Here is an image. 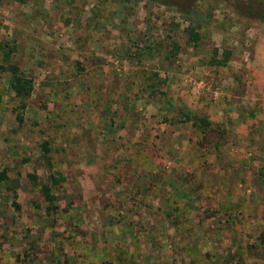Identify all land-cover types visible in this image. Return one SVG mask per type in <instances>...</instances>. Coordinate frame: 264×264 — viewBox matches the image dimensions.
Segmentation results:
<instances>
[{
	"label": "rangeland",
	"instance_id": "obj_1",
	"mask_svg": "<svg viewBox=\"0 0 264 264\" xmlns=\"http://www.w3.org/2000/svg\"><path fill=\"white\" fill-rule=\"evenodd\" d=\"M9 49L0 264H264V0H0Z\"/></svg>",
	"mask_w": 264,
	"mask_h": 264
},
{
	"label": "trees",
	"instance_id": "obj_2",
	"mask_svg": "<svg viewBox=\"0 0 264 264\" xmlns=\"http://www.w3.org/2000/svg\"><path fill=\"white\" fill-rule=\"evenodd\" d=\"M247 13V12H246ZM189 33V38L187 41H193L194 44L200 39L201 34L195 31L193 28H187ZM4 52L3 59L7 61V64L0 63V70L7 73V81L9 87L14 92L15 96L20 100V105L22 108L25 107L26 99L31 95L34 87L33 79L28 75L18 64L15 62L8 61L10 51ZM174 53V52H173ZM225 57L222 59L215 58L214 62L216 63H225L229 58V52L225 51ZM20 120L22 116L18 117ZM192 121V124L199 127L202 130H207L211 125V121L207 117H202L199 115H194L193 117H188ZM42 149L48 151L47 142H43ZM28 176L38 185V188L41 194L44 197V200L47 202V210H56L58 204H56V195L53 193V185H57L64 180V177L59 172H52L49 176V180H38L36 174H28ZM8 179L7 171L5 169L0 170V182L6 181ZM14 205L18 207V204L14 202Z\"/></svg>",
	"mask_w": 264,
	"mask_h": 264
},
{
	"label": "crops",
	"instance_id": "obj_3",
	"mask_svg": "<svg viewBox=\"0 0 264 264\" xmlns=\"http://www.w3.org/2000/svg\"><path fill=\"white\" fill-rule=\"evenodd\" d=\"M234 26H236L235 23H234ZM197 66H199V65L197 64ZM195 68H198V67H195ZM263 110H264V108H263ZM248 119H249V118H248ZM248 119L245 121V125H244V126H246V128H247ZM263 119H264V118H263Z\"/></svg>",
	"mask_w": 264,
	"mask_h": 264
}]
</instances>
